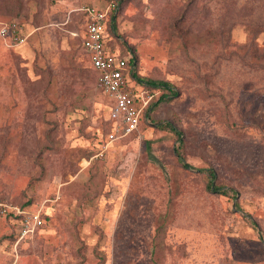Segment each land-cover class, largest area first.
<instances>
[{"label":"rangeland","instance_id":"1","mask_svg":"<svg viewBox=\"0 0 264 264\" xmlns=\"http://www.w3.org/2000/svg\"><path fill=\"white\" fill-rule=\"evenodd\" d=\"M96 2L120 10L139 77L178 91L136 135H121L81 50ZM10 25L0 264H264V0H0ZM131 86L148 106L162 94ZM36 214L43 225L23 237Z\"/></svg>","mask_w":264,"mask_h":264},{"label":"built area","instance_id":"2","mask_svg":"<svg viewBox=\"0 0 264 264\" xmlns=\"http://www.w3.org/2000/svg\"><path fill=\"white\" fill-rule=\"evenodd\" d=\"M113 9L103 10L92 6L84 7L85 31L82 47L90 59L92 68L97 72V85L110 101V113L118 121L123 137L137 131L142 113L152 99L150 92L136 93L131 86V71L128 58L108 45L107 22ZM1 38H15V26L10 25L0 30ZM20 43L23 40L17 36ZM140 103V106L138 105ZM43 221L39 214L29 215L22 220V233L25 237L41 227Z\"/></svg>","mask_w":264,"mask_h":264},{"label":"trees","instance_id":"3","mask_svg":"<svg viewBox=\"0 0 264 264\" xmlns=\"http://www.w3.org/2000/svg\"><path fill=\"white\" fill-rule=\"evenodd\" d=\"M119 14H120L119 9H117L116 11L112 10L110 13V18L107 22V33H108V37H109L108 45L110 46L111 49L117 50L121 57L128 58L127 66H128V69L131 71V77L132 78H137V80L139 82L143 83L148 88L155 89V90L157 89V90H160L162 92L159 100L156 103L147 106L146 109L143 111L137 131H135L131 134V135H136L140 131L142 125H146V118L148 117V112L152 111L154 106L158 105L159 103L168 101V99H172V98L176 97L178 95V91L176 89H174V87H172L169 83L146 81V80H143L142 78L137 76L138 70H137L136 56L133 55L131 51L124 49L123 43L120 41L121 37L119 35L118 28L116 27V22H117V18L119 16ZM82 25H85L84 15H83ZM158 127L161 129L170 131L180 140V137L182 134L171 123L167 122V123L159 124ZM177 158H178V161L180 162L183 169L193 170V167H191L188 163H186L185 160L182 157H180V155H177ZM197 172H199V171H197ZM200 172L208 173V175L210 176L212 181L216 178L215 174L210 169L200 171ZM210 189L213 190L214 192L220 193L221 195H228V194L233 192L232 189L226 188L223 186H213L212 188L210 186ZM246 218L250 220L249 217L246 216ZM250 223L254 224L252 221H250Z\"/></svg>","mask_w":264,"mask_h":264},{"label":"crops","instance_id":"4","mask_svg":"<svg viewBox=\"0 0 264 264\" xmlns=\"http://www.w3.org/2000/svg\"><path fill=\"white\" fill-rule=\"evenodd\" d=\"M92 7L97 8V9H100V10H103V9H105L107 6L104 5V4H102V3L96 2V3H94V6H92ZM84 31H85V25H82V27H81V50H82V52H83V55H84V57H85V59H86L88 65H89L90 69L93 71V73L95 74V76H97V72L92 68V65H91V63H90V59H89L88 55L86 54L85 50H84L83 47H82V39H83V37H84ZM0 37H1V36H0ZM120 41H121V39H120ZM116 51H117V50H116ZM137 76L139 77V75H138V71H137ZM131 84L134 85V87H137V88H140V89H148V87H146L143 83L139 82V81L137 80V78H132V79H131ZM143 92H144V91H143ZM145 92H150V91H149V90H146Z\"/></svg>","mask_w":264,"mask_h":264}]
</instances>
